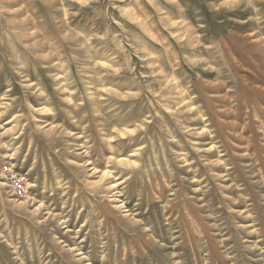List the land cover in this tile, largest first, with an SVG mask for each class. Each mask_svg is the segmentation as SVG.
<instances>
[{
  "label": "rangeland",
  "instance_id": "rangeland-1",
  "mask_svg": "<svg viewBox=\"0 0 264 264\" xmlns=\"http://www.w3.org/2000/svg\"><path fill=\"white\" fill-rule=\"evenodd\" d=\"M3 264H264V0H0Z\"/></svg>",
  "mask_w": 264,
  "mask_h": 264
},
{
  "label": "built area",
  "instance_id": "built-area-1",
  "mask_svg": "<svg viewBox=\"0 0 264 264\" xmlns=\"http://www.w3.org/2000/svg\"><path fill=\"white\" fill-rule=\"evenodd\" d=\"M0 173L5 181V187L12 198L19 200L28 197L31 189L30 183L21 172L4 164L1 167Z\"/></svg>",
  "mask_w": 264,
  "mask_h": 264
},
{
  "label": "crops",
  "instance_id": "crops-1",
  "mask_svg": "<svg viewBox=\"0 0 264 264\" xmlns=\"http://www.w3.org/2000/svg\"><path fill=\"white\" fill-rule=\"evenodd\" d=\"M0 264H3V263H1V261H0Z\"/></svg>",
  "mask_w": 264,
  "mask_h": 264
}]
</instances>
